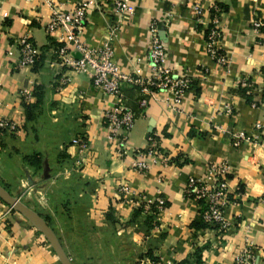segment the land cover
<instances>
[{"label": "crops", "instance_id": "obj_1", "mask_svg": "<svg viewBox=\"0 0 264 264\" xmlns=\"http://www.w3.org/2000/svg\"><path fill=\"white\" fill-rule=\"evenodd\" d=\"M79 1L0 0V115L18 126L1 138L0 176L9 179L12 169L39 170L22 157L41 155L44 167L58 166L55 176L78 178V194L91 203L94 223L111 224L115 235H128L136 242L135 259L142 264H182L194 258L197 264H234L247 245L255 254L251 264H264V46L262 34L251 28L254 18H264V0H129L132 11L123 15L114 11L113 0H93L79 36L85 45L106 42L121 70L139 69L147 75L149 25L155 21L168 66L192 78L178 104L166 90L146 95L136 87L123 88L127 104L138 113L126 154H119L106 138L103 113L113 96L93 86L87 74L73 72L58 55L59 32L49 35L44 30L53 11L72 9ZM194 4L201 8L199 17ZM214 4L222 8L212 17ZM211 23L221 32L223 62L207 51L205 33ZM24 35L40 53L34 67L19 69L15 41ZM36 86L44 90L43 104L33 120L25 121L20 90ZM141 97L147 98L143 108L137 104ZM238 131L249 139L234 145L231 134ZM149 136L157 141L156 152L147 158L148 168L140 171L132 165L133 151H144ZM221 162L228 166L227 184L235 196V203L224 211L227 227L196 228L192 223L199 203L185 196L186 180L203 176L209 166ZM35 180L28 181L30 190ZM43 180H48L45 195L54 179L46 175ZM134 194L148 201L162 196L166 206L149 224L144 222L147 214L134 219L137 207L125 200ZM5 208L0 204L1 212ZM0 216V264H59L45 236L22 213L9 210ZM66 223L63 229L75 231V222ZM62 240L71 255L64 236Z\"/></svg>", "mask_w": 264, "mask_h": 264}, {"label": "built area", "instance_id": "obj_2", "mask_svg": "<svg viewBox=\"0 0 264 264\" xmlns=\"http://www.w3.org/2000/svg\"><path fill=\"white\" fill-rule=\"evenodd\" d=\"M93 2V0H82L74 5L72 9L53 11L44 25V30L49 35L59 32L55 36L56 40L62 44L58 48V55L63 62L68 63L73 72L87 74L93 86L113 96V103L103 113L106 138L119 154H126L128 152L126 147L128 133L133 127L138 113L127 104L123 88L136 87L146 95L166 90L171 93L173 103L178 104L189 90L192 78L186 74H176L168 66L165 45L159 35V29L155 21L149 25L146 56L150 71L147 75L141 73L139 69H135L133 72L121 70L120 66L113 60L112 50L106 42L97 47L85 45L79 36L86 21L88 7ZM112 3L117 14L123 15L132 11L129 0H113ZM193 8L196 17H199L200 6L194 4ZM5 15L4 13L3 16ZM215 20L216 18H214ZM251 28L256 34H262V44L264 46V18H254L251 21ZM109 29L114 33V28L109 27ZM220 37L221 32L217 27H212L206 37L207 51L217 62H223L225 59L218 46ZM15 44V66L19 69L26 66L32 67L40 53L39 48L27 35L17 38ZM73 52L78 53V56L71 55ZM8 55L12 56L13 53L8 51ZM67 79L68 77H65L63 80ZM261 84L264 86V70L262 71ZM246 92L249 93L250 90L247 89ZM20 94L23 101L33 99L32 90L28 87L21 88ZM137 104L139 108L145 107L147 98H139ZM252 106H255V103H252ZM227 111L229 110L227 109ZM0 128L14 132L18 126L13 121L0 115ZM259 128L260 124L256 123L254 129L258 130ZM251 137L257 138V134H253ZM231 139H233L234 145H238L239 142L247 140L249 137L244 131H238L231 134ZM156 142L154 136H149L144 151L141 149L132 150L135 157L132 163L134 168L140 171L148 168L147 158L155 155ZM227 176L228 166L225 162L213 164L209 166L203 176H189L184 187L187 198H192L197 202L202 201L206 207L202 213L203 219L210 226L219 224L218 230L227 227L224 211L229 205L235 203V196L231 194L227 184ZM122 190L126 192L127 188L122 186ZM136 196L134 194L125 200L135 207L141 208L144 212H148L153 202L156 203L158 209L165 202L162 196H157L154 201ZM254 255L253 247L247 245L237 254L234 264H251Z\"/></svg>", "mask_w": 264, "mask_h": 264}, {"label": "rangeland", "instance_id": "obj_3", "mask_svg": "<svg viewBox=\"0 0 264 264\" xmlns=\"http://www.w3.org/2000/svg\"><path fill=\"white\" fill-rule=\"evenodd\" d=\"M64 162L65 167L69 168L70 162L68 160H64ZM61 166L62 165H60V168ZM56 167L58 166L54 164L50 166L48 163L46 167H40V169L35 172H30L23 168L16 173L15 169H12L10 171L12 174L9 175V179L5 177L4 174L3 176L5 178L0 176V185L34 211L41 219L46 221L57 235L60 243H62L61 245H63L62 237L64 236L66 245L70 248L69 252L74 255L67 254L72 257V263L142 264L141 261L135 259L138 256V252L133 251L136 242L127 238L126 236L128 235H124L125 237H122V235H115L111 224L103 226L94 223L95 221L89 216L91 203L86 201L85 196H80L78 194L79 186L75 181L78 180V178L74 180L73 176L67 179L63 178L62 175L55 176L56 170L54 169ZM15 175L18 177L14 178ZM46 175L48 178L51 177V179H54V182L51 187L46 189L47 194L42 195V191H45V182H48V180H43ZM33 177L36 178V185L30 190V183L28 181H32ZM4 180H8V183ZM0 204L6 207L5 210L2 211L3 214L7 213L9 210H16L1 198ZM23 217L44 235V233L24 214ZM64 221H67V225L69 222H75V231L73 229H63ZM131 225L134 229L138 228L135 227L134 224ZM46 240L50 244L47 238ZM83 245L87 246V249ZM88 246L91 247L89 250ZM50 247L55 253L51 244ZM55 256H57L56 253ZM57 260L59 264H61L58 257Z\"/></svg>", "mask_w": 264, "mask_h": 264}, {"label": "trees", "instance_id": "obj_4", "mask_svg": "<svg viewBox=\"0 0 264 264\" xmlns=\"http://www.w3.org/2000/svg\"><path fill=\"white\" fill-rule=\"evenodd\" d=\"M221 8L222 7L219 4H214L210 8V12H211L212 17L218 16V13L221 11ZM212 27L213 26L211 23L208 26V28L206 29V33H205L206 36L205 37H207V34ZM38 58H39V55L36 57L35 62H34L32 67H34L37 64ZM244 88H245V92H246L247 87H244ZM247 94H249V93H247ZM32 96H33V99L31 101H22V105H23L24 111H25V121L33 120L35 118L36 113L41 109V106L43 104V98H44V90H43L42 86H36L34 88V90L32 91ZM263 97H264V93H263ZM7 133H9L8 130L0 128V144L2 143V141H1L2 136L6 135ZM22 159H23L24 163H26L27 165H29L31 167H34L35 169H40V167L43 166L42 156L39 154L24 155L22 157ZM198 203H200L199 214H198L197 218L193 221V223H192L193 226L196 228H206V227L218 228L219 224H215L214 226H210L209 224H207L205 222V220L202 217V213L206 207L204 206V204L202 203L201 200ZM165 206H166V201L164 202L163 206L160 209H158L156 207L155 202L151 203V206H150L148 212H144L141 208H136V209H134V212H133V218L135 219L136 217H139L141 213L147 214L146 218L144 219V222L146 221L149 224V221L152 219V217L156 216L161 211V209H163ZM46 217H48V216H46ZM111 221L113 222L112 217L109 216V222H111ZM197 263H198L197 258H194L193 262L185 261L182 264H197Z\"/></svg>", "mask_w": 264, "mask_h": 264}, {"label": "water", "instance_id": "obj_5", "mask_svg": "<svg viewBox=\"0 0 264 264\" xmlns=\"http://www.w3.org/2000/svg\"><path fill=\"white\" fill-rule=\"evenodd\" d=\"M31 182V180H29ZM0 198L13 206L17 211L24 214L28 219H30L46 236L50 244L52 245L59 261L61 264H73L71 259L65 252L63 246L61 245L57 235L51 229V227L41 219L34 211L28 208L24 203H22L18 198L11 195L4 187L0 185Z\"/></svg>", "mask_w": 264, "mask_h": 264}]
</instances>
